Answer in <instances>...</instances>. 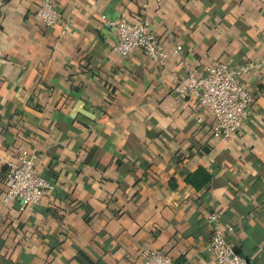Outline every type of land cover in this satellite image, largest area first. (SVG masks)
<instances>
[{"label": "crops", "instance_id": "0c3cea01", "mask_svg": "<svg viewBox=\"0 0 264 264\" xmlns=\"http://www.w3.org/2000/svg\"><path fill=\"white\" fill-rule=\"evenodd\" d=\"M53 2L63 37L35 17L40 0H0V264H140L144 247L216 264L209 212L264 264V0ZM116 17H144L167 59L114 52L102 21ZM222 62L254 63L241 75L251 112L229 140L172 92L186 63ZM20 152L53 186L35 205L4 200V161ZM199 167L211 177L196 189L185 178Z\"/></svg>", "mask_w": 264, "mask_h": 264}, {"label": "built area", "instance_id": "2783aa9c", "mask_svg": "<svg viewBox=\"0 0 264 264\" xmlns=\"http://www.w3.org/2000/svg\"><path fill=\"white\" fill-rule=\"evenodd\" d=\"M35 17L48 27L59 24V37L65 36L70 30L69 20L60 18L53 0H40ZM102 25L114 35L112 49L120 56L127 57L134 50H140L157 64L167 59L163 39L150 30L149 22L144 17L138 21H130L125 17L105 18ZM179 52L180 47L176 44L171 53L178 55ZM253 66L252 62L234 65L222 62L203 66L200 70L186 63L184 74L172 92L181 98L195 96L214 118V135L229 140L237 136L251 112L254 98L242 84L241 75ZM37 158L35 152H20L4 161L7 184L5 201L17 198L26 205H35L53 188L37 169ZM206 222L211 229L206 250L213 255L216 264H250L245 257L235 253L227 239V234L232 230L230 225L222 224L215 212L207 213ZM140 264L175 262L162 249L144 247L140 250Z\"/></svg>", "mask_w": 264, "mask_h": 264}, {"label": "trees", "instance_id": "16d2710c", "mask_svg": "<svg viewBox=\"0 0 264 264\" xmlns=\"http://www.w3.org/2000/svg\"><path fill=\"white\" fill-rule=\"evenodd\" d=\"M210 177L211 175L206 169L199 167L194 172L188 173L185 180L189 185L199 189L209 181Z\"/></svg>", "mask_w": 264, "mask_h": 264}, {"label": "water", "instance_id": "95a60500", "mask_svg": "<svg viewBox=\"0 0 264 264\" xmlns=\"http://www.w3.org/2000/svg\"><path fill=\"white\" fill-rule=\"evenodd\" d=\"M235 253H238V252H235Z\"/></svg>", "mask_w": 264, "mask_h": 264}]
</instances>
